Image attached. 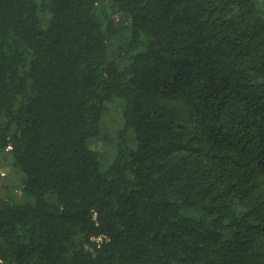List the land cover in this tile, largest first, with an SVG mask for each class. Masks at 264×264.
<instances>
[{"label": "trees", "instance_id": "16d2710c", "mask_svg": "<svg viewBox=\"0 0 264 264\" xmlns=\"http://www.w3.org/2000/svg\"><path fill=\"white\" fill-rule=\"evenodd\" d=\"M0 151V264H264V0H0Z\"/></svg>", "mask_w": 264, "mask_h": 264}, {"label": "rangeland", "instance_id": "374dc122", "mask_svg": "<svg viewBox=\"0 0 264 264\" xmlns=\"http://www.w3.org/2000/svg\"><path fill=\"white\" fill-rule=\"evenodd\" d=\"M122 127V105L119 100H115L110 103L103 116L101 134L91 142L92 147L99 152L104 161H109L115 155ZM3 172L5 175H2ZM22 181V172L13 166L10 154L0 151L1 194L17 202L24 201Z\"/></svg>", "mask_w": 264, "mask_h": 264}, {"label": "built area", "instance_id": "2783aa9c", "mask_svg": "<svg viewBox=\"0 0 264 264\" xmlns=\"http://www.w3.org/2000/svg\"><path fill=\"white\" fill-rule=\"evenodd\" d=\"M2 175H5V173L3 172ZM102 237H98L97 240H101Z\"/></svg>", "mask_w": 264, "mask_h": 264}]
</instances>
